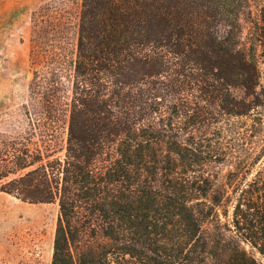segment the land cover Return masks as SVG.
Returning a JSON list of instances; mask_svg holds the SVG:
<instances>
[{
    "label": "trees",
    "instance_id": "obj_1",
    "mask_svg": "<svg viewBox=\"0 0 264 264\" xmlns=\"http://www.w3.org/2000/svg\"><path fill=\"white\" fill-rule=\"evenodd\" d=\"M251 8L83 0L64 155L0 137V192L59 206L51 264H264V152L221 175L203 134L264 124Z\"/></svg>",
    "mask_w": 264,
    "mask_h": 264
},
{
    "label": "rangeland",
    "instance_id": "obj_2",
    "mask_svg": "<svg viewBox=\"0 0 264 264\" xmlns=\"http://www.w3.org/2000/svg\"><path fill=\"white\" fill-rule=\"evenodd\" d=\"M82 4L83 0H0L1 138L32 137L44 151L64 155ZM251 5L243 20L242 45L256 48L263 70L258 91L264 93V43L256 38L264 0H251ZM234 93L246 98L241 89ZM259 111L264 115V106ZM253 118L236 119L233 129L226 126L227 132L220 124L204 131L218 147L221 163L215 170L221 175L237 165L248 168L264 152V124ZM58 217L57 203L31 204L0 192V264H51ZM243 246L264 261L249 245Z\"/></svg>",
    "mask_w": 264,
    "mask_h": 264
}]
</instances>
